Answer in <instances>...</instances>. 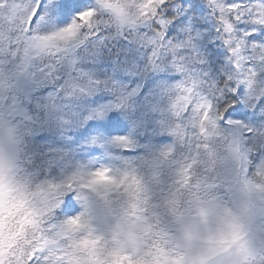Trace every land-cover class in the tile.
I'll use <instances>...</instances> for the list:
<instances>
[{
    "label": "snow or ice",
    "instance_id": "obj_1",
    "mask_svg": "<svg viewBox=\"0 0 264 264\" xmlns=\"http://www.w3.org/2000/svg\"><path fill=\"white\" fill-rule=\"evenodd\" d=\"M0 264H264V0H0Z\"/></svg>",
    "mask_w": 264,
    "mask_h": 264
}]
</instances>
